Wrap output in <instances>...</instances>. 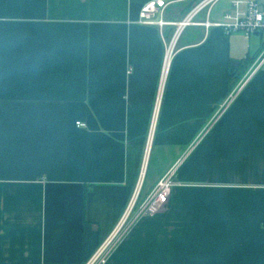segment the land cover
Wrapping results in <instances>:
<instances>
[{
  "label": "crops",
  "instance_id": "1",
  "mask_svg": "<svg viewBox=\"0 0 264 264\" xmlns=\"http://www.w3.org/2000/svg\"><path fill=\"white\" fill-rule=\"evenodd\" d=\"M150 1L0 0V264H86L172 170L107 264H264L261 41L216 26L234 0L200 11L155 109L176 27L141 25Z\"/></svg>",
  "mask_w": 264,
  "mask_h": 264
},
{
  "label": "built area",
  "instance_id": "2",
  "mask_svg": "<svg viewBox=\"0 0 264 264\" xmlns=\"http://www.w3.org/2000/svg\"><path fill=\"white\" fill-rule=\"evenodd\" d=\"M218 1L220 0H200L184 20L178 23H170L163 19L164 10L168 6L165 0H153L142 6L139 14V23L141 25L157 26L160 29L168 26L176 27L172 39L165 46L161 71V86L155 109H157L162 94V87L176 53L178 36L185 27L194 23V19L200 11L212 6ZM201 25L205 27L210 26L209 23H202ZM216 26L222 28L227 34L241 32L247 39L257 36L261 41V46L250 69V74L252 75L264 68V0H234L232 2V11L226 13L223 22L216 24ZM174 173L173 170L167 173L157 183L152 192L142 201H139L140 185L136 188L132 200L116 229L86 264H107L117 240L120 239L125 228L129 226L131 215L134 211H136L134 217L137 219L155 214L167 203L172 188L175 186Z\"/></svg>",
  "mask_w": 264,
  "mask_h": 264
},
{
  "label": "trees",
  "instance_id": "3",
  "mask_svg": "<svg viewBox=\"0 0 264 264\" xmlns=\"http://www.w3.org/2000/svg\"><path fill=\"white\" fill-rule=\"evenodd\" d=\"M239 64H240V63H238V65H239ZM240 65H241V64H240ZM240 74H241L240 72H236V73H235V77L238 78V77L240 76ZM231 81H232V80H231Z\"/></svg>",
  "mask_w": 264,
  "mask_h": 264
},
{
  "label": "rangeland",
  "instance_id": "4",
  "mask_svg": "<svg viewBox=\"0 0 264 264\" xmlns=\"http://www.w3.org/2000/svg\"><path fill=\"white\" fill-rule=\"evenodd\" d=\"M224 1L226 2V1H230V0H224Z\"/></svg>",
  "mask_w": 264,
  "mask_h": 264
}]
</instances>
